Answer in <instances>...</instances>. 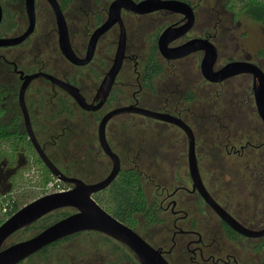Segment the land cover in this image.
I'll return each instance as SVG.
<instances>
[{
  "label": "rangeland",
  "instance_id": "rangeland-1",
  "mask_svg": "<svg viewBox=\"0 0 264 264\" xmlns=\"http://www.w3.org/2000/svg\"><path fill=\"white\" fill-rule=\"evenodd\" d=\"M108 1L71 0L69 5L64 8L63 12L72 32L71 44L76 49H80L87 39V31H83L84 24L90 27L93 21L92 15L85 17L83 11L89 10L101 17ZM199 1L202 7L196 10L198 15L196 26H200L202 22L204 30L212 32V25L218 15L215 17L211 10L215 9L216 11L217 6L214 7L213 2L209 0ZM233 5V20L229 22L228 16H225L218 23L219 28L217 27L214 40L218 51L216 67L224 64L227 60L241 59L244 56L254 58L260 55L259 51L264 45V32L260 24L241 10L238 0H235ZM219 16L222 17L220 14ZM123 18L126 29H128L127 33L130 32L128 40L130 54L135 56L137 70H140L144 59L150 52L156 33L167 21L160 19L155 14L139 17L125 14ZM24 24L25 22H23V27ZM53 26V18L45 1L35 0L34 33L24 45L12 49L7 55L21 57L19 66L24 69L30 68L31 63L42 58L47 61L50 70L53 65L57 71L61 68L64 71H72L67 62L57 57L56 48L54 49L50 45V37L47 39L48 44L46 43L41 48L39 56L33 48L34 38L40 32H48ZM12 34H14L13 31H10L6 35ZM194 34H197V29L190 32L189 36ZM109 40L111 39L107 36L98 43L91 63L85 67L77 68V74H82L81 83L86 84L85 91L92 82L99 80L101 71L106 69L107 57H111L114 50V44L107 42ZM155 58H157L161 71L152 81L153 84L159 82V93L151 95L150 91L143 89L137 96L139 102L152 107L166 106L171 109L175 106L179 107L181 109L180 117L193 132L199 175L208 192L220 205H225L230 213L237 215L246 224L264 223V180H257L260 177L264 178V124L258 118L248 93L250 77L240 75L227 78L220 84H209L199 74L198 56L196 55L170 63L163 60L157 52H155ZM132 63L130 60L127 61L120 75L121 95L118 100L121 103L130 99L131 92L136 88ZM262 67L264 68V62H262ZM170 81H172L171 84L177 83L179 91L193 92L194 99L184 101L180 93L177 92L171 95L164 94L162 89ZM55 93V97H51L52 92L49 85L44 82L33 81L29 85L25 96L32 127L36 130V135L41 141H49L50 135L58 136L55 144L45 145L46 155L54 160L55 165L61 171L67 170L65 175L88 182L102 175H99L102 165L108 167L110 165L105 157L97 156V143L94 140L96 122H93L92 116L77 109L72 100L64 94L57 90ZM116 95L118 93L114 92V97L112 95L103 110L116 104ZM38 96L43 100V104L40 106H37ZM56 97L68 105V112L65 114H54L56 109L53 110L51 103L54 106L58 102ZM11 103L7 104L10 109H6L8 111L4 115V122L15 118L19 112L14 109ZM124 123L127 125L126 136L130 139L132 137L134 141H139V152L134 163L141 175V187L146 200L156 203L160 198L156 184L171 181L172 177L182 180L183 184L189 188L185 156L186 140L182 131L170 124L158 123L137 115L125 118ZM39 129L42 130L39 131ZM226 136H228L229 142L225 143ZM219 141L221 144L218 145ZM246 141L253 145L262 143L257 147L247 145L241 153L230 151L231 149L237 150ZM131 146H133L132 141ZM31 153L32 150H26V156L23 154L27 163L26 166L20 168L22 171H19L18 174L14 171L5 180H0V197H5L0 198V218L3 217L4 208L8 203L9 198L7 197H10L14 204L20 207L37 196L64 190L63 188L68 186V184L55 179L48 182V184L52 183L51 187L47 183L44 185L40 177L41 164L36 162L35 157L30 155ZM133 153L128 154V151L125 154L119 153L122 167L131 165L129 159L133 158ZM4 169L7 170V168ZM260 172H262V176H260ZM8 182L10 189L8 188L9 190L5 192L3 189ZM170 190L171 185L168 187V191ZM8 191L9 193H7ZM187 198L190 204L195 200L192 196ZM186 209L189 216L202 220L204 225L218 224L217 214L206 203L199 205L198 208L190 206ZM59 211H66V209L53 211L51 216ZM169 216L168 211L159 212L161 222L149 224L137 215L133 230L151 245H166L165 237L168 235L166 225ZM45 219L49 222L50 216ZM36 225L15 232L4 244L29 237L36 230ZM103 238L102 235L96 233L83 234L62 243L60 247L68 249L70 243L76 244L77 241H80L81 248L90 244L95 253L104 249L111 252L113 242L111 240L104 241ZM227 247L237 251H249L248 247L239 244L227 245ZM262 250V257H264V248ZM103 264H127V262L117 261L116 257L108 256Z\"/></svg>",
  "mask_w": 264,
  "mask_h": 264
},
{
  "label": "flooded vegetation",
  "instance_id": "flooded-vegetation-1",
  "mask_svg": "<svg viewBox=\"0 0 264 264\" xmlns=\"http://www.w3.org/2000/svg\"><path fill=\"white\" fill-rule=\"evenodd\" d=\"M26 0H0V130L5 133V136L3 138H0V180H5L10 174H12L14 171H16V174H18L19 171H22L20 168L26 166L27 160L24 158L23 154L25 155L26 150H32V153L30 155L35 157V160L37 163L41 164L42 171L40 172L41 179L45 176L44 171L48 170L44 167L41 160L38 158L36 151L31 144V141L29 139L28 133H27V127L24 122V118L21 112L19 100H18V94L20 87L22 86V83L25 79L26 75L34 74V73H44L47 75H51L58 80H61L63 82L69 83L77 88L79 95L83 98L84 103L89 107V110H84L80 108L76 102L67 94V92L62 89L59 85L50 82L49 80L45 79L42 76H37L34 78H31L27 81V83L24 86V91L22 94V102L26 109V113L28 116V122H29V130L32 133V136L34 137V140L38 144V146L43 150L44 154L46 155L44 151V147L46 144L52 145L55 144L56 138L58 136H49V141L47 140H39L38 136L36 135V130L32 127V122L30 121V114L27 111L26 107V91L29 88V85L33 81H40L44 82L47 85H49L50 91L52 92L51 97H55V91H59L60 93L64 94L68 99L72 100L73 105L75 107L90 116H92L93 122H96L95 126V134H94V140L97 143V156L99 157H105L109 161V167L103 166L100 168V174L101 176L97 178H93L89 180L86 183H94L96 181H99L107 176V174L110 171L111 168V162L109 157L103 152L102 148L100 147L99 140H98V134H97V128H98V122L100 121L101 117L106 114L107 112L116 109L121 106H137L146 108L148 110L156 111V112H165L169 113L171 115H174L176 117H180V108L175 106L172 109L168 108L166 106H160V107H152L150 105H146L144 103L139 102V98L137 97L143 89H146L147 91H150L151 95H155L159 93V82H156L153 84V79L158 76L159 71L157 74L152 75L147 82L143 81L144 79V66L146 63V58L144 59V62L142 64V67L140 70H137V60H134L135 56L130 54L129 50V35L130 32L127 33L126 25L124 23L123 15L128 14L132 17H139V16H145V15H151L155 14L159 16L160 19H163L167 22H165L164 26L159 30L158 33H156V36L152 42V45L150 48H154L155 52H157V37L158 35L167 28H175L182 24H185L187 21V18L185 14L181 12H172L164 3V1H171V0H158L160 2V6L151 11L144 14H137L132 12L131 10H126L124 8H120L119 10V19L121 22V25L124 30V55L120 64V67L117 71V73L114 76L113 82L111 84V87L108 91V94L105 98V100L99 105V93H100V84L102 79L104 78L105 74L107 73L109 67L112 64L113 56L115 47L118 40L119 35V23L116 21L113 24H111L105 31H103L97 38L94 44V48L92 51V55L90 59L83 65H76L71 62H69L60 52L58 47V36H57V29H56V23L55 18L53 15V12L49 6V4L45 1L47 4L52 18H53V24L54 26L48 31V32H40L38 36L34 38L32 41L33 48L36 52V54L40 55L41 48L47 43L48 37L51 38L50 45L52 48H56L58 52V58L63 59L65 62L68 63V65L71 66L72 71H64L62 70H56L55 67L52 65V70L48 69V64L46 60H43L42 58L38 59L37 62L31 63V67L28 69L21 68L19 66V61L22 60V58H18L19 56H8L7 53H9L12 49H16L24 45L28 41V39L32 36L35 29V0H33V14H34V25L29 34H27L23 39L20 41H17L16 43H10L6 42V40L14 39L19 37L21 34L24 33V31L27 29L29 24V18L28 14L26 12ZM59 8L61 10V14L63 16L65 26H66V34L68 37V43L69 46L73 52V54L78 58L82 59L86 54V46L88 43V40L93 33V31L101 25L108 17V8L109 4L112 0H109L105 8L103 9L101 17L97 14H93V12L83 11V14L86 15L85 17L92 15V24H90V27H88L86 24H84L83 31H87V39L86 41L81 45L80 49H76L71 44V36L72 32L68 25L67 19L64 15V8L67 7L71 0H66L65 6L63 8L60 7V1L56 0ZM86 1V0H82ZM134 2H138L140 0H132ZM183 3H186L189 5L192 19L190 24L188 25L185 32L179 36L178 38H175L171 40L168 43L169 47L180 45L192 38H205L207 39L215 48L216 51V60L218 56V51L216 46L214 45V40L216 37L217 27L218 23L222 18H225V16H228L229 22L233 20V1L234 0H209L213 2V6H217V10L212 9V14L216 17L217 20L214 21L212 27V32L204 30L203 23H200V26L197 25L198 21V15H197V9L202 7L199 0H176ZM205 1V0H204ZM213 7V8H214ZM222 15V17L219 16ZM15 16V17H13ZM251 18V17H250ZM89 19V18H88ZM252 19V18H251ZM255 21V20H254ZM23 22H25L23 27ZM257 22V21H256ZM262 31L264 32V26L260 25ZM141 29V28H140ZM139 29V30H140ZM194 29H197V34L189 36V33L192 32ZM13 31L14 34L12 35H6L8 32ZM112 34V37H111ZM109 36L111 40L107 41L111 44H114V50L111 57H107L108 62H106V69L101 71V76L97 82H92L89 87H87V91H85V83H81L82 74H77V68H82L87 66L89 63H91L96 51H97V45L98 43L102 42L105 37ZM115 36V39H114ZM48 44V43H47ZM158 53V52H157ZM260 55L255 56L254 58L250 56H244L241 59L236 60H243L247 62H251L255 64L264 74V68L262 67V62H264V45L262 49L259 51ZM159 54V53H158ZM198 56V71H199V63L203 56L202 50L193 51L189 54H187L184 57L173 59V60H166L162 58L163 60L167 61V63H170L171 61H176L179 59H187L189 57ZM157 59V58H156ZM132 61V69L134 72V85H136V88L131 92L130 99L125 101L124 103H121L118 99L121 95V91L119 89V84L121 83V74L123 67L127 61ZM214 62L213 69L216 70L220 66L216 67ZM234 60V59H232ZM231 61V60H227ZM226 61V62H227ZM158 62V61H157ZM225 62V63H226ZM32 64H34L32 66ZM223 65V64H222ZM160 66V65H159ZM161 68V67H160ZM59 72V74H57ZM200 74V71H199ZM58 75V76H57ZM240 75H247L250 77V85L248 87V93L251 97L252 103L253 102V95H252V75L251 74H239L235 76ZM201 76V74H200ZM232 76V77H235ZM202 77V76H201ZM231 78V77H230ZM204 80V78L202 77ZM227 80V79H226ZM205 82L209 84H220L219 83H212L204 80ZM225 81V80H224ZM172 81H170L168 84H166L165 88H163L164 94H173V93H180V95L183 97L184 101H192L195 97L194 93L191 91H184L180 90L179 87H177L176 84H171ZM17 83V84H16ZM165 84V83H164ZM158 88H157V87ZM171 87V88H169ZM114 92H117L118 95H116V101L115 105L111 108H107L103 110V108L108 104V101L111 99L112 95L114 97ZM190 93L192 95L191 99H186V95ZM153 97V96H152ZM38 102L37 106H40L43 104L42 98L37 97ZM40 100V101H39ZM56 100L58 101L54 106L56 105V108H54L53 103H51L53 110L56 109V112L54 114H65L68 112V105H65L63 103V100H59L56 97ZM126 100V99H125ZM145 101V99H143ZM13 102V103H11ZM13 104L15 110H18L19 112L15 115V118L9 119L7 122H4V115L7 113L10 109V106L7 104ZM45 105V104H44ZM97 105H99L98 108H95ZM255 108V107H254ZM256 112V111H255ZM130 115H137L142 118H147L154 120L158 123H166L163 121H158L152 118H148L145 116H142L140 114L127 112V113H119L111 116L104 125L103 135L104 139L110 148V150L117 156L118 158V165L119 169L115 176V178L111 181V183L121 174H123L126 170H133L136 174V177L138 178L140 185H141V175L140 172L137 171V166L134 163V160L137 158V154L139 152V141L132 140L133 138L126 136V123H124L125 118L129 117ZM183 121V120H182ZM112 122V123H111ZM110 123V125H109ZM174 127H176L173 124H170ZM67 128V127H66ZM177 128V127H176ZM179 129V128H178ZM191 129V128H190ZM42 129H39L41 131ZM180 130V129H179ZM181 131V130H180ZM192 131V130H191ZM183 133V132H182ZM193 133V132H192ZM126 136V137H125ZM130 136V133H129ZM185 137V136H184ZM194 137V135H193ZM186 140V139H185ZM131 141L132 145L131 146ZM224 141V140H223ZM226 141L229 142L228 136L225 137V143ZM264 142V141H263ZM262 143V142H260ZM260 143L253 145L251 142L246 141L243 145H240L237 150L231 149V152L238 151L241 153L243 148L247 145L250 146H260ZM221 144V141L218 142V145ZM228 144V143H227ZM225 146V144H223ZM134 147V148H133ZM136 147V148H135ZM133 148V149H132ZM135 149V150H134ZM186 149H187V143H186ZM128 151V154L131 152L133 153V158L129 159V162L131 161L130 166L122 167V162L120 160L119 153L125 154ZM229 151L227 150V153ZM194 154H195V138H194ZM26 156V155H25ZM186 156V166H187V155ZM46 157L51 161L54 166L65 175L67 170H60L56 165L53 159H51L49 156L46 155ZM196 159V156H195ZM130 164V163H129ZM197 164V160H196ZM133 165V166H132ZM4 168H7L5 170ZM198 169V166H197ZM5 172V174H2ZM49 173V172H48ZM199 173V170H198ZM50 174V173H49ZM260 176H262V172L259 173ZM51 175V174H50ZM52 176V175H51ZM67 176V175H66ZM187 176H188V182H189V188H187L182 180L176 179L172 177L170 179L171 181H168L166 183L162 184H156V188L159 190L158 195L160 198L157 200L156 203L149 202L146 200L147 204L153 205V208L155 209V215L157 220L154 222H151L149 224H155L161 222V218L159 217V212H166L169 213V219H167L168 224L166 225V231L168 235L165 237V240H167L166 245H151L149 242H147L145 239H143L147 244H149L152 248L159 251L162 258L168 263V264H264V257H262V248H264V235L260 237H247L242 234L237 233L233 229H231L227 224H225L219 217H218V224L209 226L204 223L202 220L192 218L189 216V212L186 208H189L190 206L194 208H198L199 205H205V202L203 201L202 197L199 195L196 189L191 190V180L189 177V173L187 170ZM200 176V175H199ZM53 177V176H52ZM71 177V176H68ZM54 178V177H53ZM77 178V177H74ZM55 179V178H54ZM79 179V178H78ZM201 179V177H200ZM257 180H264L263 177L258 178ZM201 182L206 189L202 179ZM62 183V182H61ZM110 183V184H111ZM66 184V183H64ZM109 184V185H110ZM261 184V183H259ZM108 185V186H109ZM171 185V190L168 191V187ZM71 185L68 184L67 187H64L63 189H68ZM108 186L102 190L94 192L91 197L92 199L102 208L104 207L99 204L98 199L105 198V192L108 188ZM10 183L8 182L5 185V188L3 190H9ZM9 188V189H8ZM207 190V189H206ZM208 192V190H207ZM9 193V191L7 192ZM209 193V192H208ZM6 194V193H5ZM192 196L195 200L191 202V204L188 202V196ZM209 195L212 197V199L220 206L223 210H225L232 218H234L236 221H238L242 226L250 229H256L260 228L264 225V223H257L255 225L253 224H246L244 221L239 219V217L235 214L230 213L227 209V207L224 205H220L214 197L209 193ZM183 196H186L183 198ZM38 197V196H37ZM4 198V197H0ZM36 198V197H35ZM34 199V198H33ZM146 199V198H145ZM60 209H66V211H59L56 214L51 216V213L53 211H57ZM105 210V209H104ZM76 210L70 207H63V208H57L54 210H51L41 216L40 218L34 220L29 225L20 228L16 230L15 232L19 230H23L27 227L36 225V230L29 236H33L48 225L52 224L53 222L71 214L74 213ZM106 211V210H105ZM107 212V211H106ZM108 213V212H107ZM110 214V213H109ZM111 215V214H110ZM139 215L143 219L142 215L140 214H133L134 219L136 220V216ZM47 216H50V221L47 222L45 218ZM112 216V215H111ZM113 217V216H112ZM115 218V217H114ZM116 219V218H115ZM144 220V219H143ZM119 221V220H118ZM145 221V220H144ZM121 222V221H120ZM124 224V223H123ZM135 224V221H134ZM133 224V225H134ZM42 225V226H41ZM126 225V224H125ZM133 225L128 226L133 230ZM41 226V227H40ZM134 231V230H133ZM14 232V233H15ZM135 232V231H134ZM13 233V234H14ZM96 233L99 235H102L104 238V241H112L113 246H111V252L104 249L100 252H94L92 245L88 244L81 248V242L77 241L76 244L70 243V248L66 249L65 247H60V245L64 242L70 241L79 235L83 234H92ZM136 233V232H135ZM12 234V235H13ZM137 234V233H136ZM11 235V236H12ZM138 235V234H137ZM27 237V238H29ZM9 238V237H8ZM26 239V238H25ZM12 243V242H11ZM233 244H239L241 246H245L249 248L248 252L243 251H237L233 248L227 247V245H233ZM5 245V244H4ZM7 245V244H6ZM108 256H113L117 258V261H126L127 264H139L138 261L133 257L130 250L123 245L122 243L110 238L109 236L93 230H82L75 232L73 234L58 238L40 249L36 250L35 252L31 253L30 255L26 256L22 260L18 261L15 264H103L104 261H106ZM123 259V260H121Z\"/></svg>",
  "mask_w": 264,
  "mask_h": 264
},
{
  "label": "water",
  "instance_id": "water-1",
  "mask_svg": "<svg viewBox=\"0 0 264 264\" xmlns=\"http://www.w3.org/2000/svg\"><path fill=\"white\" fill-rule=\"evenodd\" d=\"M46 2L49 4L55 18L59 50L69 62L76 65L85 64L92 55L96 38L114 22L117 21L119 23V35L112 64L99 86L100 105L108 94L114 76L120 67L124 55V30L119 19L120 8L131 10L137 14H144L157 9L160 6V2L158 0H140L138 2H134L132 0H112L109 4L107 19L91 34L86 46V54L82 59H78L73 54L69 46L65 22L57 1L46 0ZM164 3L172 12H181L188 18L185 24L175 28H167L158 35L156 43L158 50L157 52L159 55L166 60H173L184 57L193 51L202 50L203 56L199 63V71L204 80L212 83H219L227 78L239 74H251L252 95L255 111L260 121L264 124L263 72L255 64L243 60L227 61L219 68L214 70L213 65L216 60V51L214 46L205 38H192L180 45L169 47L168 43L171 40L178 38L185 32L191 22L192 14L189 5L186 3L176 0L164 1ZM25 4L26 12L29 18L28 27L19 37L6 40V42L16 43L31 32L34 25L33 0H26ZM37 76H42L50 82L59 85L67 92V94L80 108L89 110L90 107L84 103V100L79 95L77 88L69 83L63 82L51 75L44 73H34L25 76V79L19 90L18 100L31 144L33 145L36 154L44 167L55 178V180L70 184L71 186L68 189L43 194L28 201L0 223V264H15L44 245L58 238L82 230L98 231L122 243L130 250L133 257L138 261L139 264H168L162 258L158 250L147 244L130 227L112 217L91 197L94 192L106 188L115 178L119 169L118 158L110 150L104 139V125L111 116L127 112H132L158 121L167 122L179 128L183 132L187 143V170L191 180V190L196 189L203 201L225 224H227V226L237 233L247 237H260L264 235V225L256 229L246 228L234 218H232L212 199L207 190L204 188L198 173L194 154V137L191 129L179 117L169 113L156 112L132 105L121 106L107 112L101 117L97 128L100 147L109 157L111 162V168L107 176L94 183H86L81 179L68 177L61 173L46 157L43 150L34 140V137L29 130L28 116L22 102V94L25 84L28 80ZM99 105L93 109L98 108ZM63 207H70L76 211L53 222L29 238L4 245L8 237H10L16 230L29 225L31 222L40 218L51 210Z\"/></svg>",
  "mask_w": 264,
  "mask_h": 264
},
{
  "label": "trees",
  "instance_id": "trees-1",
  "mask_svg": "<svg viewBox=\"0 0 264 264\" xmlns=\"http://www.w3.org/2000/svg\"><path fill=\"white\" fill-rule=\"evenodd\" d=\"M59 1L60 7L63 8L66 0ZM238 1L241 4V10H243L245 14L257 21L260 25L264 26V0ZM160 70L161 68L155 58V50L154 48H150V52L146 58L144 66L143 81L147 82L152 75L157 74ZM191 98L192 95L188 93L186 95V99ZM4 136L5 133L0 130V138H3ZM44 175L45 176L42 178L44 185L50 180H54V178L46 170L44 171ZM104 194L107 200L100 198L98 199L99 204L102 205L104 209L113 217L128 226H132L134 224L135 219L133 214L142 215L146 223H151L157 220L155 209L153 208V205L147 204L140 182L133 170H126L123 174L119 175L108 186ZM7 198H9L8 203H6L3 217L0 218V223L19 208L16 204H14V201L10 197Z\"/></svg>",
  "mask_w": 264,
  "mask_h": 264
},
{
  "label": "built area",
  "instance_id": "built-area-1",
  "mask_svg": "<svg viewBox=\"0 0 264 264\" xmlns=\"http://www.w3.org/2000/svg\"><path fill=\"white\" fill-rule=\"evenodd\" d=\"M47 184H48V183H47ZM48 186L51 187V186H52V183H49Z\"/></svg>",
  "mask_w": 264,
  "mask_h": 264
}]
</instances>
